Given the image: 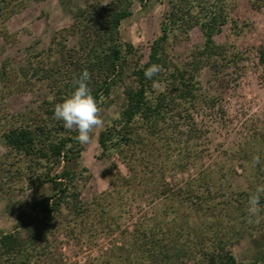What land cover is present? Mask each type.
I'll return each mask as SVG.
<instances>
[{"label": "rangeland", "instance_id": "1", "mask_svg": "<svg viewBox=\"0 0 264 264\" xmlns=\"http://www.w3.org/2000/svg\"><path fill=\"white\" fill-rule=\"evenodd\" d=\"M55 1L0 0V235L12 233L18 235V241L28 242L29 234L22 224L29 220L32 229H36L41 221L46 223L42 213L30 208L31 204L53 193L52 183L41 179L46 174L50 177L65 170L70 180L66 178L64 182L78 191V199L88 206V212L77 216L64 203L51 219V230L39 243L43 255L34 263L124 264L123 257L133 255L129 233L137 225L147 231L152 227L160 238L181 228L183 223L190 229L198 227V233L207 234L204 222L215 223L226 236L236 232L237 238L228 249L236 263L252 262L264 250V211L259 217H252V222L248 218L240 223L234 218L240 210L235 209L239 204L233 198H227L228 203L219 196L207 198L196 212L185 200L181 203L176 198L169 200L153 195L152 191L161 187V180L149 183L152 175L137 162L138 151L143 150L138 144L131 146L135 154H129L137 179L129 186L120 185L119 195L110 183L114 174L129 176L130 170L117 151L104 152L98 141L99 133L106 126L118 125L127 103L125 92L135 86L133 71L148 60L152 43L162 35L161 26L171 1L177 0H120V6L129 7L128 15L120 20L117 29L125 68L120 76L114 77L108 92H102L99 97L104 127L94 130L90 143L68 144L73 150L72 157L67 159L61 154L56 161L39 155V150L26 155L3 144V132L28 124L34 129L37 125L44 129L38 135V147L48 145V141L61 135L67 137L72 130L55 118V105L72 93V85H76L84 70L90 73L88 86L101 77L93 65H101L100 57L104 53L95 48L94 53L99 54L96 58L88 51L90 42L77 43L76 38L67 35L73 24L71 9H83L95 0H59L57 8ZM100 1L106 6L116 0ZM220 5L225 20L212 29L209 40L218 53L208 57L209 60L201 49L207 35L198 24L184 25V28L176 25L169 32L164 42L169 66L162 68L154 79L152 91L174 96L175 100L169 101L174 106L164 115V120L158 121L157 125L166 127L165 130H156L150 138L145 131L140 132L147 144L162 153L170 145L175 147L169 159L160 157L161 164L153 157L148 159L156 164L155 169L169 160L165 167L169 187L176 189L187 180L197 182L200 177L202 196L207 193L206 186L213 191L220 188L227 194L251 188L255 183L250 168L254 166L253 158L259 155V150L264 151V58H260L264 51V4L254 6L250 0H224ZM61 57L71 62L67 74L52 72L51 78L43 79L47 75L45 70H55ZM191 58L200 60L197 70L187 66ZM227 58L233 62L227 63ZM184 68L196 78L198 89L193 106L187 105L184 97L174 95L176 88L168 77L176 70L184 72ZM53 78L57 80L53 82ZM59 90L65 96L63 100H58ZM187 112L190 119L185 116ZM191 122L201 132L198 139L189 138L187 125ZM185 145L203 157L189 158L185 170L176 171L177 151H183ZM249 151L255 153L251 160L243 162L246 167L251 165L243 171L235 161L243 159ZM128 152L132 154L129 149ZM144 160L147 159L144 157ZM71 189L72 193L74 189ZM67 199L71 201L72 197ZM239 208L248 212V204L244 202ZM186 231L183 234L188 235ZM185 239L186 236L176 243L189 244ZM199 253L185 257L183 264H197L204 259Z\"/></svg>", "mask_w": 264, "mask_h": 264}, {"label": "trees", "instance_id": "2", "mask_svg": "<svg viewBox=\"0 0 264 264\" xmlns=\"http://www.w3.org/2000/svg\"><path fill=\"white\" fill-rule=\"evenodd\" d=\"M223 1L224 0L171 1L170 10L165 15L161 26L162 35L152 43L148 60L138 67V69L133 71L135 86L130 87L125 92L127 103L121 111V118L118 121V125L115 126L112 124L106 126L99 133L98 141L104 152L112 153L117 151L120 154V158L126 162L128 169L130 170L129 176L114 174V177H110V183L114 191H117L116 193L118 195L120 194V185L129 186L138 177L137 171H135V167L132 163L133 159L129 154L132 156L135 154L131 146L134 147L140 145L143 149V153H141V150L138 151V155L140 154V156L138 157L137 162H139L142 169L145 170L147 174L152 175L149 183H157L158 180H161V187L154 189L152 191L153 195H160L163 199L169 200L176 198L181 203L185 200L191 206L189 208L194 206L196 212L203 207L202 200L206 201L209 198L219 196L221 198H226L224 200L227 202V198H233L234 202H238L239 204H236L235 209L240 210L239 213L236 211L234 218H237V222L240 221V223H242L249 218V213H244V208H239L240 204L242 202L248 204L249 196L255 192L257 186L264 185V151L259 150L258 153L259 158L261 160L263 159L262 164L256 163L254 166H248L252 169V176L255 177V183L251 184V188L246 187L245 189H239L234 193L227 194L220 188H218V191H213L206 186L207 193L202 196L200 193V177L197 178V182H192L189 179L186 181V184H181L176 189L169 187V183L165 181L166 162L169 161L168 157L170 156V151L175 149L173 145H170L167 148V151L162 153L154 149L150 144H147L144 138H141L140 136V132L145 131L148 134V138H150L151 135L156 133V130L158 132L166 129V127L164 128L157 124L158 121L164 120V115L167 112L172 111V106H174V104L170 105L169 101L173 102L175 100L174 96L167 93H154V91H152L153 81L154 79H157L159 73L155 74L151 79H147L144 75L145 70L153 64L159 65L161 69L169 66L164 52V42L168 38L169 32L174 30L176 25H179L180 27L185 25L186 27L188 25L192 26L193 24H198L204 29V32L207 35L204 47L201 48L206 55L205 59H208L211 55L217 54L218 50L212 41L209 40V37L212 29L222 24L225 20V17L222 16V7L220 5ZM250 1L254 6L264 4V0ZM120 2V0H116L115 2L103 6L100 0H95L83 9H71L73 24L67 30V35H70L74 39L76 38L77 43H83L85 41L86 44H88V42H90L91 46L88 51L92 52L93 56L96 58L99 54L97 55V53H94L95 48L99 49V52L101 51L104 53L103 57H100L101 65L98 67L97 65H93L94 68L96 67V70L100 73L101 77L89 86L92 95L97 101L102 92H108L110 84L114 82V77L120 76V74H122L121 71L125 68L126 59L121 55L122 49L118 43L117 29L120 20L128 15L129 7L120 6ZM194 2L199 4L195 5ZM192 9H195V11H192ZM62 36L64 37L63 34ZM65 38L68 39L66 35ZM126 45L127 47L129 46L128 44ZM128 48H130V46ZM221 50L223 49L221 48ZM261 57L264 58V51H261L260 58ZM199 62V59L194 61L193 58H191V64H188L187 66L191 65L194 70H197ZM228 62H233V59L227 58V63ZM56 63L57 68L55 70L52 68L50 70H45V74L47 75H44V77H42L43 79L49 78V76L51 78L52 72L58 75L62 74L61 76L67 74V67L71 62H65V60L62 59ZM185 68L187 67L185 66ZM176 71V73H169L168 76L171 78L172 86H175L176 90L179 92L177 93L175 90L174 95L184 97L187 105L190 104V106H193V102H195L197 96L196 90L198 89L195 82V75L192 71H187L186 69L184 72ZM56 80V78L52 79L53 82ZM75 87L76 85H72L73 89ZM60 93L61 90H59V94ZM64 98L65 96L60 94L58 100H63ZM213 104L214 103L209 102L210 106H213ZM185 116L186 118H191L190 113L188 112ZM189 119L187 121H190ZM194 125L193 122L187 125L189 138L198 139L201 132ZM43 130L42 126L37 125L34 129L29 124L22 127H11L2 133L1 138L5 146L16 152L30 155L39 150V155L45 158L52 157L53 161H56L61 154L67 159L72 157L73 150L67 147L68 144L74 143V146L80 145V142L77 140L78 133L75 130H72L67 137L61 135L56 140L53 139L48 141V145H41V147H38V135L40 136V133H43ZM46 137L48 138L47 135L45 138ZM128 149L132 154L128 152ZM254 153L255 152L251 153L249 151L248 155H243V159L239 158L235 161L243 171H246V168H248L244 163L251 160ZM177 154L179 156V161L175 164L179 165L178 169L173 165L176 168V171L185 170L187 164H189V158L195 156L200 160L203 157L198 151L187 149V145L184 146L183 151L179 149ZM144 157L147 160L143 161ZM149 157H153L158 164H161L159 161L161 160L160 157L168 159L164 161V164L159 166L158 169H155L156 164H154L153 161L148 160ZM69 175L70 174L67 173V171L63 170L61 173L54 174L50 177L46 174L43 179H41V182L50 181L52 183L53 193L35 200L30 208L38 213H42L46 223L41 221L40 226L36 229H32V222L29 220L22 224V226L26 227L29 234V240L26 243H23V241L20 240L18 241V235L12 233L0 235V242H2V249H0V264H37L34 263L35 260L43 255L39 243L42 239H45L48 231L51 230L50 221L55 214L61 211L64 203L77 216L87 214L88 206L80 203L78 199V191H76L73 186L70 187L69 182H64ZM68 180L70 179L68 178ZM71 188L74 189L72 193ZM69 196L72 197L71 201H68L67 199ZM260 207L261 212H263L264 194H262L260 198ZM101 212H103V210ZM203 224L205 229L204 232L206 231L207 234H203V232L198 233V227L196 228L194 226L190 229L188 226L185 227L183 223L181 228L175 230L171 234H164L165 236L162 235L160 238L156 235L158 231L156 232L152 227L148 228L147 231L145 229H140L137 225L133 231L129 233L132 240L131 254L133 255L132 257H129L130 254L124 256L123 262L124 264H183L185 257H190L194 252H200L199 254H201L204 259L198 260L197 264H238L232 256L230 249H228V246L231 245L233 242L232 240L236 237L237 233L232 231V233L230 232V236H226V234L220 232L218 226H214L215 223L209 224V222H204ZM184 228L187 230L186 232H188V235L183 234V231H185L183 230ZM123 231L127 233L126 229ZM182 236H186V242L190 243H179V246L176 242L183 238ZM19 258L20 261L17 260ZM261 263L264 264V250L260 255L257 254L252 262L242 264Z\"/></svg>", "mask_w": 264, "mask_h": 264}, {"label": "clouds", "instance_id": "3", "mask_svg": "<svg viewBox=\"0 0 264 264\" xmlns=\"http://www.w3.org/2000/svg\"><path fill=\"white\" fill-rule=\"evenodd\" d=\"M160 71H162L161 67L153 64L145 70L144 75L147 79H151ZM90 78V73L84 70L75 81L76 87L72 93L54 107L55 118L62 121L66 129L75 130L78 133L77 140L82 144L90 143L94 130L104 127L101 108L87 83ZM154 86L158 87V84ZM253 161L254 164L259 163V156L254 157ZM262 194H264V185L257 186L255 192L249 196L247 209L249 222H252V217H259ZM256 222L258 223L259 219Z\"/></svg>", "mask_w": 264, "mask_h": 264}, {"label": "crops", "instance_id": "4", "mask_svg": "<svg viewBox=\"0 0 264 264\" xmlns=\"http://www.w3.org/2000/svg\"><path fill=\"white\" fill-rule=\"evenodd\" d=\"M43 1V0H42ZM60 2H62V0L60 1ZM45 3V2H44ZM59 4V0H56L55 1V6H56V8H57V6H60V5H58Z\"/></svg>", "mask_w": 264, "mask_h": 264}]
</instances>
